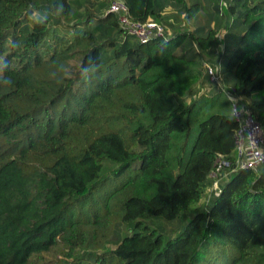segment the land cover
<instances>
[{
	"label": "trees",
	"instance_id": "trees-1",
	"mask_svg": "<svg viewBox=\"0 0 264 264\" xmlns=\"http://www.w3.org/2000/svg\"><path fill=\"white\" fill-rule=\"evenodd\" d=\"M110 1L61 0L64 16L33 27L29 4L57 0H0L12 81L0 84V264H264V163L223 169L228 179L175 234L145 224L183 216L217 160L233 159L238 124L204 55L263 127L264 0H212L207 23L147 42L120 27ZM123 1L133 20L170 26L167 8L177 21L202 9ZM89 56L98 73L81 84ZM57 64L72 69L62 83L50 78Z\"/></svg>",
	"mask_w": 264,
	"mask_h": 264
},
{
	"label": "built area",
	"instance_id": "built-area-1",
	"mask_svg": "<svg viewBox=\"0 0 264 264\" xmlns=\"http://www.w3.org/2000/svg\"><path fill=\"white\" fill-rule=\"evenodd\" d=\"M108 11L117 15L120 27L140 42H147L152 36H163L164 27L153 20L144 22L133 20L128 6L123 0H111ZM203 68L211 84L221 87L230 101L233 119L237 122L235 151L233 159L219 158L210 176L215 182L225 176L223 169L234 171L237 168H257L264 163V129L240 103L233 88L224 86L220 63L204 60ZM218 187V184L217 186Z\"/></svg>",
	"mask_w": 264,
	"mask_h": 264
},
{
	"label": "rangeland",
	"instance_id": "rangeland-1",
	"mask_svg": "<svg viewBox=\"0 0 264 264\" xmlns=\"http://www.w3.org/2000/svg\"><path fill=\"white\" fill-rule=\"evenodd\" d=\"M189 3L192 2V0H188ZM201 4V11L199 12V14L197 15V17L195 19H183L180 18V20H175L174 16H173V10L170 8H167L166 13H168L169 15H171V19L170 21L172 22V26H170L168 23H159L164 27V33H166V35H170L172 32H174L173 30H178V29H192L193 27H195L198 24H203V23H207L208 18H207V12L209 11V9H212V0H198ZM215 1V0H213ZM217 1V0H216ZM223 2V3H222ZM219 3L223 6L224 5V0H219ZM174 27V28H172ZM224 30L223 28L219 30L218 34H217V38L218 39H222ZM220 47L218 45V47L214 48V57L217 55V52L220 50ZM205 59H209L208 55H204ZM212 85H210L209 83H204L203 84V88L207 89L208 87H210ZM238 100L244 102V106L247 108V102L248 99L238 96ZM263 129H264V125H263ZM129 171H127L126 173H124L121 177L113 180L111 182V186L117 184L118 182H120L123 178H125L127 176ZM224 179V180H223ZM223 179H219L217 182H215V180L212 181V184L205 190V194L204 197L196 204L192 205L183 216L173 219V220H168V219H164L163 217H154L151 219H147L145 221V224L149 225L150 227L152 226H156L159 225L163 228L164 232L166 233V235H173L176 232H178L179 230H181L185 224L191 219V217L198 211L199 207H203L205 205V203L209 200V195L211 193H213L215 190H217L219 188V186L223 183V181L228 179V174H226ZM223 180V181H222ZM217 184L219 185L218 187ZM131 232L128 230V228L123 227L122 230V235H129Z\"/></svg>",
	"mask_w": 264,
	"mask_h": 264
},
{
	"label": "clouds",
	"instance_id": "clouds-1",
	"mask_svg": "<svg viewBox=\"0 0 264 264\" xmlns=\"http://www.w3.org/2000/svg\"><path fill=\"white\" fill-rule=\"evenodd\" d=\"M66 14L65 5L61 0L47 9H41L35 5L29 4L26 11L27 21L33 26H43L48 23L49 19L52 17L60 18ZM57 71L50 73V78L55 83H62L67 76L72 75V69L64 64H57ZM8 70V61L6 58L0 57V84L10 85L12 83L11 79L5 75ZM98 66L97 61L89 56L86 60H82L75 72L76 79L81 84L91 83L97 76Z\"/></svg>",
	"mask_w": 264,
	"mask_h": 264
},
{
	"label": "crops",
	"instance_id": "crops-1",
	"mask_svg": "<svg viewBox=\"0 0 264 264\" xmlns=\"http://www.w3.org/2000/svg\"><path fill=\"white\" fill-rule=\"evenodd\" d=\"M195 27H196V26H195ZM193 28H194V27H193ZM193 28H192V29H193ZM209 57H210V55H209Z\"/></svg>",
	"mask_w": 264,
	"mask_h": 264
}]
</instances>
